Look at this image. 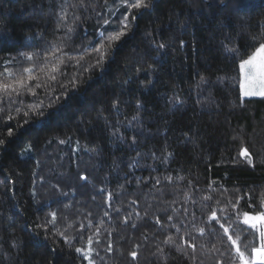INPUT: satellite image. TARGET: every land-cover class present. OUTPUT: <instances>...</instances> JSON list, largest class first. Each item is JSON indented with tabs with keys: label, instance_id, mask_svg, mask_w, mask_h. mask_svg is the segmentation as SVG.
<instances>
[{
	"label": "trees",
	"instance_id": "16d2710c",
	"mask_svg": "<svg viewBox=\"0 0 264 264\" xmlns=\"http://www.w3.org/2000/svg\"><path fill=\"white\" fill-rule=\"evenodd\" d=\"M63 2L0 0V73H12L13 77L22 73L27 82L28 74L22 70L33 67L34 62L27 61L23 53L40 52L43 46L60 40L64 30L58 31L57 24ZM77 3L67 0L64 8L69 22L74 11L81 17L73 34L78 45L96 43L102 31L114 35L112 29L121 14L130 20L132 14L137 18L115 46L114 58L103 71L93 68L84 73L78 87L67 93L68 98L62 97L59 104L48 109L50 115L44 117L42 126L25 124V119L31 120V113L26 117L24 112L31 102L44 98L45 88L35 89L36 97L22 90L16 100L23 99L25 104L3 105L0 264H87L74 248L53 234L52 225L47 231L37 227L46 217L50 219V211L57 212L61 230L66 226L61 213L86 224L85 215L91 212L94 225L104 221L101 243L93 244L103 257L94 256L96 264H191V249L180 240V236L191 239L187 232L196 237V264H215L217 258L230 264L229 255L232 264H240L235 248L218 225L217 238L199 236L188 223L191 215L185 218L182 210L187 207L196 213V227L205 226L207 210L202 203L217 209L223 206L214 203L220 198L218 192L212 193L213 201H201L209 184L229 189L227 195L233 198L247 193L241 200L240 220L243 211L254 215L264 199V97L242 98L239 87L240 61L264 42V0H152V6L139 10L120 5L118 0H108L107 5L104 0H91L95 11L92 7L73 9ZM101 17L112 23L103 26ZM156 43L165 47L157 50ZM230 48L236 51L230 52ZM93 55H85L81 63L91 62ZM56 63L71 75L76 61ZM201 77L206 82H201ZM40 81L53 83L45 74L40 75ZM0 82H4L2 77ZM37 82L27 83L34 87ZM117 101L118 110L113 107ZM134 115L137 121L132 120ZM133 136L136 144L129 147ZM29 144L34 147L26 152ZM243 148L249 150L254 166L239 155ZM160 157L166 161L161 163ZM79 175L88 180H79ZM165 176L173 177L171 184L163 179ZM156 178L161 180L158 187L153 186ZM100 188L106 192L100 194ZM107 192L113 193L111 203L121 209L120 213L105 203ZM185 195L196 202L185 200ZM249 201L252 208L247 207ZM68 203L72 206L66 210ZM173 208L179 211L173 212ZM133 209L140 216L133 214L129 224H123L122 216ZM106 210L111 219L103 215ZM168 215L173 216L171 222ZM155 217L169 226L156 225ZM133 222L136 228L130 226ZM173 223L180 226L179 233L171 227ZM241 229L246 232L244 243L238 241V246L251 258V248L259 247L258 233L242 223L232 224L230 233ZM71 231L76 234L75 228ZM92 234L86 229L85 240L74 241L75 246H85ZM169 235L175 238V245L162 243ZM108 241L113 246L111 254L104 251ZM214 243L223 256L212 250ZM158 244L163 253L157 251ZM132 250L138 252L135 261L129 255Z\"/></svg>",
	"mask_w": 264,
	"mask_h": 264
},
{
	"label": "snow or ice",
	"instance_id": "6c2138e0",
	"mask_svg": "<svg viewBox=\"0 0 264 264\" xmlns=\"http://www.w3.org/2000/svg\"><path fill=\"white\" fill-rule=\"evenodd\" d=\"M221 3L224 2V0H220ZM67 3V0H64L63 4H61V12L59 14V23L57 24V30H64V34L61 36L60 40L55 42L53 45L48 46L45 45L42 47L40 52H36L34 54H28L23 53L24 57L29 62H34L33 67H24L23 73H27V82L31 81H38L34 87H30L29 83L26 82L23 74H18L17 76L13 77L12 73H7L5 76L4 73H0V77L4 79V82H0V93H3V95H0V111H3V105L5 104H13V103H19V104H25V101L23 99H20L19 101L16 100V97L22 96V90L27 91L32 96L36 97L37 92L35 89L45 88V96L44 98H37L35 101L31 102V104L28 106V110L24 112V116H29L31 113V120L25 119L24 123H35L39 125H43L45 123L44 117L47 115H50L48 112V109L51 107H55L57 104L60 103L61 98L67 99V93L71 89H75L78 87L79 83L82 82V77L84 73L91 71L93 68H99L101 71H103L105 64L112 58H114L115 55V46L118 44V42L121 41L123 37L126 36V34L132 29L134 26V21L136 20V15L132 14V19H129V16L126 14H121L119 19L115 22V27H113L112 31L115 32V34H111L107 31H102L100 33V40L96 43L89 42L87 45L76 44L73 40V34H76V30L79 27V23L81 21V17L78 13L75 11L72 13V16L74 19L69 22V13L66 8H64V4ZM105 5H107L108 0H104ZM118 3L120 5H124L129 9H148L150 6H152V0H118ZM76 7H79L81 9L87 10L89 7H92V10L95 11V8L91 4V0H78L77 4H73L72 8L75 9ZM103 20V26H108L112 22L109 18L101 17ZM105 37L107 39L105 40ZM72 41L71 44L64 43V41ZM103 41V42H101ZM63 45V46H62ZM98 45V46H97ZM165 45L163 43H156L157 50L163 49ZM69 49L68 51H65V49ZM230 52H235L236 49H229ZM94 54L93 59L91 62L84 64L81 63L83 60V57L85 55ZM75 60L76 63L72 65L74 68V71L71 75H68L64 69L59 68L57 66V61H60L61 64H65L66 61H72ZM11 61L7 62V64H10ZM7 64L5 65V72H7ZM151 67V65L149 66ZM247 68V71L245 69ZM240 69L241 72L244 74L245 82L254 84L257 87L256 88H244V85H242V88L244 89L243 95L244 96H260L264 97V42H261L259 46L255 49V52L248 56L247 59H244L242 63H240ZM50 70V71H49ZM45 74L48 76V79L52 81L53 83L51 85L44 83L43 81H40V75ZM58 76L63 77L62 80L58 79ZM90 79V77H89ZM201 82H206L203 77H201ZM127 83V81H125ZM57 87L60 89L57 91ZM50 89V91L48 90ZM45 100H47V103H45ZM118 101L117 104H114L113 107L118 110ZM177 103H179V98H177ZM139 105H137V110H139ZM19 111V109H17ZM9 119H11V116H9ZM139 118L138 116L134 115L132 117L133 121H137ZM119 129L116 127V132H118ZM114 134H116L114 132ZM8 135L12 136L11 129L8 130ZM123 139V137H121ZM235 139V137H234ZM61 144L65 143L64 140L59 141ZM78 143V142H77ZM5 144V141L3 138H0V146H3ZM136 144V137L133 136L132 138V144L129 145V147H134ZM33 145L29 144L26 148V152H30ZM137 155H140L139 152H137ZM240 156L244 157L247 161L248 165L254 166L252 155L250 154L249 150L247 148H243L240 153ZM153 156L155 157V153H153ZM171 156V154H169ZM166 161L165 157H160V162L164 163ZM39 164V161H37ZM261 163H264V158H262ZM78 179L81 181H87L88 177L84 175H79ZM165 181H167L169 184L172 183L173 177L172 176H165L163 178ZM179 179L183 180L184 177H179ZM192 182L189 181V184ZM215 183V182H213ZM161 184V180L159 178H156L154 181V187H158ZM54 188L58 192H60L61 195H66L59 187L58 185H53ZM197 192H199V189H196ZM237 192H239V189H236ZM106 192L105 188H100L99 193L104 194ZM219 193L220 198L215 200V205H221L223 203L222 207H219L218 209L213 207L210 203H202L201 207L203 209H206L205 215L207 216V219L203 221V224L205 226L196 227L195 220H196V213L195 212H189V209L187 207L183 208V215L185 218H187L189 215H191V220L188 221V223H191L195 231L198 233L199 236H205L208 235L212 238H217L220 233L218 232L217 228L215 227L218 225L219 229L223 230V236L227 237L228 242H230L231 246L235 248V255L236 258L239 259L240 264H264V199H261L260 203L256 206L257 210L255 214H250L248 211H243V220H240L241 216V209L240 204L241 200L247 196V193L243 195H237L234 198L232 196L227 195L229 193V189L223 188V186L219 188H213L212 184L208 185V192L201 195V201L202 202H210L213 201V195L212 193ZM96 196L93 195L92 199L96 200ZM113 199V193L107 192L105 203L108 204V207L116 213H120L121 209L119 207H115L111 201ZM192 200V203H195V199L192 197H189L188 195H185V200ZM131 203L133 205L136 204L135 200H132ZM175 203V201H173ZM71 203L65 204L64 208L67 210L71 208ZM150 207V206H149ZM248 208H252L253 205L249 201L247 203ZM79 211V209H77ZM173 212L179 211L176 208L172 209ZM220 213L218 215L217 213ZM135 214L136 216H140L139 212H136L135 209H133L132 212H128L127 214H124L122 216V222L125 225H128L129 222L132 220V216ZM103 215L105 217H109L111 219V213L110 211H104ZM144 215L147 216L148 212L145 210ZM50 219L47 217L44 220L43 224L37 225V227L42 228L43 230H48V225L53 226V234L56 236H59L61 239H63L65 245H67L70 249L74 248V251L79 254L84 260L87 261V264H96V260L93 258L99 257L101 260H103V257L100 254V251L93 247V244L99 245L101 243L100 234H101V228L103 227L104 221L101 220L97 224H93V221L91 219L92 213L87 212L85 215V220L87 223H82L80 221H72L69 219V217L63 213L60 215L61 221L66 225L63 230L59 226H57V218L58 214L56 211H50L49 212ZM173 220L172 215L167 216V221L171 222ZM181 224H184L185 227L188 225L185 224L184 220H181ZM236 223H242L244 225H247L248 229L253 230V232L258 233L259 238V247L253 246L251 248V258L247 257L245 255V252L241 249L240 246H238V241L241 243H244V240H242V237L245 236V229H241L239 233L233 231L230 233V227L232 224ZM155 224L160 227H168L169 225L166 223H162L161 219L159 217H155ZM228 225V226H226ZM130 226L132 228H136V223H131ZM171 227L175 228L176 231L179 233L181 231V228L178 224H171ZM76 230V234L74 235L72 233V229ZM92 230V235L87 236L86 245L82 247H77L74 244V241H84L85 240V230ZM106 230V229H105ZM107 231V230H106ZM108 235L111 236L112 233L108 232ZM185 235H188L191 237L190 240H185L184 236H180V240L183 242L184 247L186 249H191V253L189 254V260L191 261V264H196L198 257L196 256V244L195 239L196 237L193 236L190 232L185 233ZM163 244L167 245H175L176 240L173 236L169 235L164 241H162ZM112 242L108 241L107 246L104 249V251L107 254H111L112 252ZM139 245H137V248ZM245 247H247V244H245ZM157 251L160 253H163L164 249L158 244L156 245ZM212 250L219 252L221 256L224 255L223 252L219 248L216 247V244L214 243L212 245ZM231 250L229 249V252ZM129 255L131 256L132 260H137L138 258V252L136 250H132L129 252ZM230 264H232V257L229 255L228 257ZM200 264H203V261H200ZM215 264H224V260L217 258L215 260Z\"/></svg>",
	"mask_w": 264,
	"mask_h": 264
},
{
	"label": "rangeland",
	"instance_id": "374dc122",
	"mask_svg": "<svg viewBox=\"0 0 264 264\" xmlns=\"http://www.w3.org/2000/svg\"><path fill=\"white\" fill-rule=\"evenodd\" d=\"M242 62H243V60L240 61V63H242ZM240 63H239V87H240V95H241V97L242 98H259L260 96H244L243 95L244 89L242 88V85H244V88H249V87L256 88L257 86L254 85V84H250V83H246L245 82L244 74L241 72V69H240ZM245 71H247V68L245 69Z\"/></svg>",
	"mask_w": 264,
	"mask_h": 264
}]
</instances>
